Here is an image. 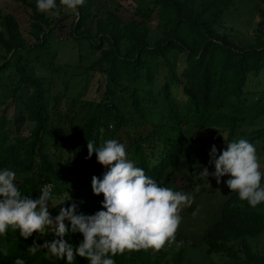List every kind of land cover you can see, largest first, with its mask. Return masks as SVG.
Returning <instances> with one entry per match:
<instances>
[{
	"label": "trees",
	"instance_id": "1",
	"mask_svg": "<svg viewBox=\"0 0 264 264\" xmlns=\"http://www.w3.org/2000/svg\"><path fill=\"white\" fill-rule=\"evenodd\" d=\"M16 1L28 16L31 41L17 12L0 7V170L24 175L15 183L33 199L51 184L52 217L73 203L76 214L102 210L103 194L93 193L91 180L102 178L107 169L95 153L87 158L88 140L98 147L117 139L146 175L165 187L181 181L179 190L194 194V201L204 190L195 191L203 185L199 173L208 165L190 166L185 159L191 150L225 149L241 138L252 144L264 140V0H250L255 19L248 43L234 37L226 23L238 0H145L130 17L120 5L96 17L97 0H85L75 12L56 0L59 16L39 12L37 0ZM89 21L96 22L95 36ZM64 39L74 40L80 51L89 42L87 55L98 57L86 72L100 79L94 97L70 99L67 105L60 92L77 69L68 73L57 63L59 50L53 47ZM38 64L50 70L49 86ZM26 122L31 124L28 135L23 133ZM76 125L82 127L79 142L72 135ZM66 192L71 199L62 204ZM65 224V239L78 245L82 234L72 233L69 221ZM263 235L264 203L251 207L233 192L207 229L204 244L207 254L223 264H264V253L254 243ZM55 238L51 228L24 239L10 227L0 237V264H13L18 257L26 264H66L47 258L46 250L27 251L34 241L42 245ZM183 240L178 228L175 241L158 252L141 249L113 259L115 264H194L184 245L174 248ZM75 264L89 262L77 257Z\"/></svg>",
	"mask_w": 264,
	"mask_h": 264
},
{
	"label": "clouds",
	"instance_id": "2",
	"mask_svg": "<svg viewBox=\"0 0 264 264\" xmlns=\"http://www.w3.org/2000/svg\"><path fill=\"white\" fill-rule=\"evenodd\" d=\"M85 0H60L65 9L75 12ZM37 10L59 16L56 0H37ZM103 138L104 128L99 129ZM88 157L93 153L96 160L107 171L103 177L93 176L92 191L103 194L102 210L92 215L76 214V204L61 207L59 214L52 217L49 211L53 200L52 185L40 189L38 198L22 194L17 184L16 172L5 168L0 170V237H6L11 227L18 230L21 237L28 239L33 233L44 235L51 228L55 239L37 245L35 241L27 248L29 255L46 250L47 258L55 257L66 264H75L76 258H85L89 264H115L113 257L133 252L153 249L160 251L166 244L174 242L182 222L180 213L194 203V194L175 191L171 187L158 184L146 175L141 167L128 159L126 147L117 139H106L97 147L93 141L87 143ZM209 164L215 171L204 167L201 178L211 175L217 184L221 177L229 176L225 181L231 192H236L241 201H247L251 207L264 203V172L257 156L254 144L246 139H238L226 144V148L217 154L212 145ZM197 185L195 191L198 192ZM67 202L71 199L65 193ZM55 207L54 205H52ZM72 233L83 236L78 245L65 239L69 227ZM4 249V255H7ZM13 264H26L22 258H16Z\"/></svg>",
	"mask_w": 264,
	"mask_h": 264
},
{
	"label": "rangeland",
	"instance_id": "3",
	"mask_svg": "<svg viewBox=\"0 0 264 264\" xmlns=\"http://www.w3.org/2000/svg\"><path fill=\"white\" fill-rule=\"evenodd\" d=\"M145 0H97L94 10L96 17L100 15H106L108 11L114 10V8L121 6V12L124 16L130 17L136 13L137 7L141 2ZM254 3L250 0H238L234 7L230 10L227 15L226 23L231 30L234 37L243 39L249 42L251 38V30L255 19V8ZM0 7L6 11L15 10L22 21V29L29 41L31 36L29 35V19L26 12L19 8V3L16 0H0ZM51 15V13H47ZM53 16V15H51ZM87 27L93 36L96 34V22L89 21ZM152 29V36H157L158 27L157 20L153 19L150 22ZM95 39V38H93ZM240 42V41H238ZM246 42V43H248ZM56 43V42H55ZM245 43V44H246ZM83 50L80 51V46L75 43L74 40L64 39L58 44H54L53 51L59 50V57L57 63L67 67L68 73L72 69H77V76L67 83V88L64 91L61 90V94L65 98V105L69 104L70 99L74 98H91L95 96V90L99 84V77L94 73H87L86 68L89 67L98 57V54L88 56L87 49L89 42H85ZM81 54V55H80ZM38 73L46 76L47 86L51 80V72L43 64L37 65ZM26 96V95H25ZM14 108L10 109L9 115H13ZM31 128V124L26 122L23 126L24 135H28ZM82 130L80 125L74 126L73 129V140L79 142L78 133ZM257 150V156L261 165V171L264 172V140L258 141L254 144ZM211 148L201 147L190 151L189 155L186 156V161L190 166L207 164L208 171L214 172L215 168L213 164H209ZM224 150V148L217 149V154ZM24 178V175L16 177L17 180ZM229 176L221 177V182L217 184L216 179L213 176H209L208 180H203V185L200 187L204 189L198 195L194 201V209L185 207L180 215L182 216V222L179 226L180 232L183 237V244L176 243L174 248L178 249L182 245L186 247L188 258L194 264H223V259L218 256H210L206 252L204 244V235L209 227H211L216 220L220 217L221 209L226 200L231 196L233 192L227 187L225 181L229 179ZM16 182V181H15ZM181 181L176 185L171 186L175 191H180ZM53 190V189H52ZM183 192L190 194L187 190ZM55 200L50 201L49 211L52 210V205ZM259 250L264 253V235L254 240Z\"/></svg>",
	"mask_w": 264,
	"mask_h": 264
},
{
	"label": "built area",
	"instance_id": "4",
	"mask_svg": "<svg viewBox=\"0 0 264 264\" xmlns=\"http://www.w3.org/2000/svg\"><path fill=\"white\" fill-rule=\"evenodd\" d=\"M45 185H49V184H45ZM45 185H44V186H45ZM50 185H51V184H50ZM52 189H53V186H52V188H51V191H52Z\"/></svg>",
	"mask_w": 264,
	"mask_h": 264
}]
</instances>
